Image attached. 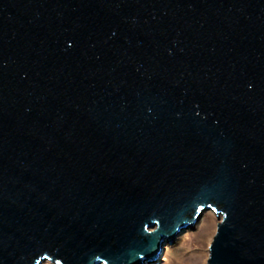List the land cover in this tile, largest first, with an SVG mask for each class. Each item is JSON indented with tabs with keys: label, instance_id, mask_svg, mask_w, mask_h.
Listing matches in <instances>:
<instances>
[{
	"label": "water",
	"instance_id": "95a60500",
	"mask_svg": "<svg viewBox=\"0 0 264 264\" xmlns=\"http://www.w3.org/2000/svg\"><path fill=\"white\" fill-rule=\"evenodd\" d=\"M264 264V0H0V264Z\"/></svg>",
	"mask_w": 264,
	"mask_h": 264
},
{
	"label": "rangeland",
	"instance_id": "374dc122",
	"mask_svg": "<svg viewBox=\"0 0 264 264\" xmlns=\"http://www.w3.org/2000/svg\"><path fill=\"white\" fill-rule=\"evenodd\" d=\"M220 220L221 216L217 217L214 211L203 212L193 227H187L168 243L169 251L164 250V245L161 257L154 264H206L209 245ZM42 264L54 263L45 261Z\"/></svg>",
	"mask_w": 264,
	"mask_h": 264
},
{
	"label": "bare ground",
	"instance_id": "6f19581e",
	"mask_svg": "<svg viewBox=\"0 0 264 264\" xmlns=\"http://www.w3.org/2000/svg\"><path fill=\"white\" fill-rule=\"evenodd\" d=\"M207 211V210H206ZM205 212V211H204ZM164 250H166V251H169L170 250V247H169V245H168V243L166 244L165 243V248H164Z\"/></svg>",
	"mask_w": 264,
	"mask_h": 264
}]
</instances>
